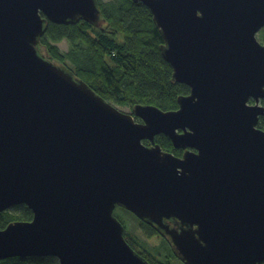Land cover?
<instances>
[{"label":"water","instance_id":"obj_1","mask_svg":"<svg viewBox=\"0 0 264 264\" xmlns=\"http://www.w3.org/2000/svg\"><path fill=\"white\" fill-rule=\"evenodd\" d=\"M134 3L153 15L173 82L190 88L176 111L122 113L41 51L49 23L103 26L98 0H0V213H33L0 231V261L149 264L120 207L185 264H263L264 0Z\"/></svg>","mask_w":264,"mask_h":264},{"label":"trees","instance_id":"obj_2","mask_svg":"<svg viewBox=\"0 0 264 264\" xmlns=\"http://www.w3.org/2000/svg\"><path fill=\"white\" fill-rule=\"evenodd\" d=\"M98 1L106 19L105 25L111 28L110 33L85 22L70 26L49 23L41 41V51L66 66L109 103L131 108L153 105L166 112L178 110L179 96L189 95L190 88L173 82V69L161 53L164 39L151 11L141 3H134V0ZM261 35L264 40V30ZM64 40L71 45L70 52L66 54L58 47ZM66 63L72 64L74 69ZM259 128L264 130V117L260 119ZM159 144L167 150H174L167 137H162ZM32 219L33 213L29 208L17 206L0 213V230L10 223L30 222ZM122 223L124 225L123 220ZM141 224L150 242L164 239L154 228ZM124 237L149 264H164L157 259V254L145 250L140 241L126 231V227ZM170 252L174 255L172 247ZM0 264L59 263L54 258H13L0 261Z\"/></svg>","mask_w":264,"mask_h":264},{"label":"rangeland","instance_id":"obj_3","mask_svg":"<svg viewBox=\"0 0 264 264\" xmlns=\"http://www.w3.org/2000/svg\"><path fill=\"white\" fill-rule=\"evenodd\" d=\"M103 2L109 3V2H115V0H103ZM100 28L106 32H109V33L111 32L110 31L111 28L108 25L104 24ZM261 34H262V30L257 34V40L258 42L264 45V40L262 39ZM58 47L60 48L63 54L69 53L71 50V45L67 40H64L63 42L58 44ZM46 57L53 63L59 64V62L53 59L49 54ZM66 64L72 69H74L72 64L70 63H66ZM110 104L116 107L120 112L132 115L133 108L118 106L114 103H110ZM136 121L140 122L139 119H136ZM115 215L121 222L122 220L124 221V226L126 227V231L129 234H131V236H133L134 238H137L142 244L141 246L145 250H149L151 253L158 255L157 259L159 261L164 262V264H184L180 259H178L175 256V254L174 255L171 254L170 252L171 245L168 243V241L165 238L159 239L155 242H150V240L144 235L142 231V228H143L141 224L142 222L134 214L132 213L128 214L125 209L118 207L115 211Z\"/></svg>","mask_w":264,"mask_h":264},{"label":"flooded vegetation","instance_id":"obj_4","mask_svg":"<svg viewBox=\"0 0 264 264\" xmlns=\"http://www.w3.org/2000/svg\"><path fill=\"white\" fill-rule=\"evenodd\" d=\"M189 95H190V94H189ZM186 96H188V95H186ZM178 109H179V108H178ZM138 123H142V121L140 120V122H138ZM180 133H181V132H180ZM162 137H167V136H165V135H159V136H157V138H156V144L159 145V146L162 148V150H163L164 152L170 153V154H172V155H174V156H176V157H178V158H182V157L184 156L186 150L176 149V148L174 147V145H173V143H172V141H171V139H170L169 137H167V138H168V139L170 140V142L172 143V145H173V149H174V150H167V149H165L164 147H162V146L159 144V141H160V139H161ZM144 144H145L146 146H149V147L152 146V144H151L149 141H145ZM188 150L194 151L193 149H188ZM21 206H22V205H21ZM16 207H17V206H16ZM13 208H15V207H13ZM13 208H11V209H13ZM11 209H9L8 211H10Z\"/></svg>","mask_w":264,"mask_h":264},{"label":"bare ground","instance_id":"obj_5","mask_svg":"<svg viewBox=\"0 0 264 264\" xmlns=\"http://www.w3.org/2000/svg\"><path fill=\"white\" fill-rule=\"evenodd\" d=\"M123 209V208H122ZM116 211V210H115ZM127 211V210H126ZM7 212V211H6ZM5 213V212H4ZM1 214H3V213H1ZM116 216V215H115ZM117 218V217H116ZM118 219V218H117ZM119 220V219H118ZM120 221V220H119ZM141 221V220H140ZM121 222V221H120ZM142 222V221H141ZM122 223V222H121ZM142 223H144V222H142ZM11 224V223H10ZM123 224V223H122ZM145 224V223H144ZM172 224V223H171ZM9 225V224H8ZM147 225V224H146ZM124 226V225H123ZM149 226V225H148ZM149 227H151V226H149ZM153 228V227H152ZM124 229H125V227H124ZM155 229V228H154ZM4 230V229H3ZM156 230V229H155ZM1 231V230H0ZM124 234H125V231H124ZM163 237V236H162ZM165 238V237H164ZM126 239V238H125ZM166 239V238H165ZM167 240V239H166ZM127 241V240H126ZM168 241V240H167ZM168 243H169V241H168ZM170 244V243H169ZM171 245V244H170ZM171 247H172V245H171ZM132 248V247H131ZM133 249V248H132ZM173 249V248H172ZM134 250V249H133ZM135 251V250H134ZM174 251V250H173ZM136 253H138L137 251H135ZM139 254V253H138ZM174 254H175V252H174ZM140 255V254H139ZM141 256V255H140ZM175 256L178 258V259H180L176 254H175ZM142 257V256H141ZM46 258V257H45ZM45 258H30V259H45ZM48 258H54V257H48ZM11 259H13V258H11ZM19 259H22V258H19ZM24 259H27V258H24ZM54 259H56V258H54ZM57 261H58V263H59V260L58 259H56ZM181 260V259H180ZM182 261V260H181ZM148 262V261H147ZM183 262V261H182ZM184 263V262H183ZM60 264V263H59ZM185 264V263H184Z\"/></svg>","mask_w":264,"mask_h":264}]
</instances>
